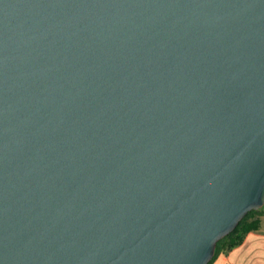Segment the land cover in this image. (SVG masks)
I'll return each mask as SVG.
<instances>
[{
  "label": "water",
  "instance_id": "1",
  "mask_svg": "<svg viewBox=\"0 0 264 264\" xmlns=\"http://www.w3.org/2000/svg\"><path fill=\"white\" fill-rule=\"evenodd\" d=\"M264 204V0H0V264H208Z\"/></svg>",
  "mask_w": 264,
  "mask_h": 264
},
{
  "label": "crops",
  "instance_id": "2",
  "mask_svg": "<svg viewBox=\"0 0 264 264\" xmlns=\"http://www.w3.org/2000/svg\"><path fill=\"white\" fill-rule=\"evenodd\" d=\"M212 264H264V216L258 229L250 230L240 244L220 253Z\"/></svg>",
  "mask_w": 264,
  "mask_h": 264
},
{
  "label": "trees",
  "instance_id": "3",
  "mask_svg": "<svg viewBox=\"0 0 264 264\" xmlns=\"http://www.w3.org/2000/svg\"><path fill=\"white\" fill-rule=\"evenodd\" d=\"M262 216H264V204L258 209L247 211L229 233L217 240L214 255L208 264H212L220 253H225L240 244L250 230L258 229Z\"/></svg>",
  "mask_w": 264,
  "mask_h": 264
}]
</instances>
